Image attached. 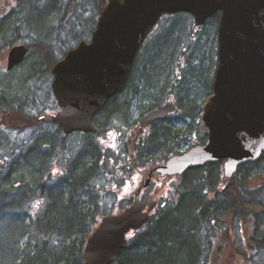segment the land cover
<instances>
[{"label":"trees","instance_id":"trees-1","mask_svg":"<svg viewBox=\"0 0 264 264\" xmlns=\"http://www.w3.org/2000/svg\"><path fill=\"white\" fill-rule=\"evenodd\" d=\"M49 1L0 0V72L4 71V59L11 46L24 42L27 43L29 49H33L38 53L36 63L31 64L27 69L30 76L20 80L22 84L19 83L20 88L17 90L32 92L33 95L30 96L31 99L27 102V106H32L34 102L37 103L29 111L23 112L17 110L8 101L5 107H0V119L4 116L8 128L11 129L9 132L10 144L0 150V193L6 189L8 184L5 178L12 174L14 169L17 171L16 176H24L37 166L41 170L37 179L41 187L45 188L37 192L32 186L30 190L31 200L24 206V214L16 218H1L0 234L4 238L6 235L9 236V231L5 230L3 226L6 225L9 219H13L17 222L14 229L19 237L20 235L30 234L29 242L24 248L28 252L41 255L42 250L49 249L60 253L61 264H87L84 259L85 244L101 218L106 215L105 210L102 209L101 194L97 188L99 186L98 180L108 170L109 163H114L112 157L115 151L111 148L102 147L100 142V145L97 143L98 145L92 147L91 150L89 146L86 147L87 144L84 145L87 142L86 138L75 143L69 141L70 136L76 133L67 135L63 132L61 126H58L56 131L59 129L62 132V139L56 141L55 151L52 146L47 145L48 153L51 155L48 164L45 165L47 153H34V151L29 152L25 157L16 159L14 164L6 160L8 155H11L13 159V155L21 147L36 141V135L29 127H32L35 123L51 122V117L48 114L57 110L59 106L53 93H51V81H48L49 84L44 92L43 84L40 81L47 78L52 79V69L56 62L69 49L74 48L79 41L91 38V33L97 25L98 16L108 2L107 0H56L65 3V7L63 6L59 11L61 16L57 17L61 19L77 13L87 3H92L94 6V16L78 23L72 19L70 20L71 28L63 29L62 26L60 28L54 26V19L56 20V18L52 19L49 15L47 8L50 5ZM31 9L49 15L43 38L36 37L33 24L39 19V16L28 15ZM22 18L30 28L28 26H25L26 29L23 26L20 27L17 22ZM81 26L86 30L85 34L80 32L73 34V31ZM53 31H55V34H50ZM202 33L195 26L189 13L166 14L162 17L151 31L140 51L134 72L130 78L129 89H134L138 85L142 86L141 100H147L158 88L160 90L159 97L162 100L167 101L172 94L183 105L188 103L186 99L196 96L202 91V88L205 91L207 86H210V80L206 82L207 77L212 78L216 65L217 41L214 32L210 35L212 43L204 51L206 65L197 64V57L193 51H197V44ZM32 35H35V37L31 38ZM200 53H203V50ZM144 59L145 69L138 77L139 83H137L135 71ZM190 72L191 80L187 83ZM28 78L35 81L31 82L27 80ZM15 80L19 81V79ZM5 84L0 83V102L5 100L7 93H10L8 87H11V82L10 85L7 84L8 87ZM167 87L171 88L168 92H166ZM46 93H49V96H46L51 98L48 104L45 102L50 99L43 97ZM109 106L107 105L102 110L103 113H108L107 117L109 119L119 118L118 123L121 124V128L128 132V123L122 117L125 114L117 112L111 115ZM41 116H44L45 119H40ZM98 134L99 131L97 130L92 135L98 137ZM103 137H106L104 133ZM83 145L84 147H82ZM39 151L41 152V150ZM262 159L264 160V156ZM123 162H120L122 168H127V160ZM128 162L131 163L129 160ZM115 166L118 168L120 165L115 162ZM250 166L256 167L257 163L244 165L243 169L229 180L226 186L227 189H217L218 197L210 199L206 197L203 211L198 209H196V212L192 211V200L186 199L184 203H181L182 205L180 204L179 208L164 212L155 221L152 220L151 226L145 232H135L133 237H130L126 248L119 253L113 264H219V259L217 257L213 258L212 255L217 254L226 244L217 243L219 234L225 236L227 232L223 231L225 227L230 230L237 228L239 231V241L235 238L236 235L234 237L235 250H232V254H244L245 264H255V258L259 256L264 264V184L250 190L248 186L249 179L244 180L239 177V173ZM77 168L87 171L89 183L86 190L83 189V191L75 194L72 188L76 180L74 174ZM204 171L194 169L187 171V174H201L196 175L198 179L203 176L200 178L201 181L197 182L206 185V183H211L213 176L210 175L211 169L206 173ZM243 173L245 176L247 175V172ZM44 181H47V183ZM116 184L119 183L116 182ZM49 187L57 190L53 192L48 189ZM212 188H216L215 184ZM58 194L61 198L59 205L56 204ZM200 196L204 197L203 194ZM116 200L114 198V202ZM250 208H253L252 212H250ZM115 210L114 207L113 211ZM194 215L196 221L193 220ZM181 217H184L185 221L180 220ZM247 217L251 218L247 219ZM252 218L255 219L253 230L250 225H243L249 220L252 221ZM190 221H194L196 224H192L193 228L190 229L191 235L190 239L186 241L187 244H182L183 241L181 242L180 236L185 234L183 231L186 230L185 226ZM244 228H246L248 236H243V233H245ZM4 238L0 237V243L4 241ZM74 238H76V241L70 244L69 241ZM223 239L224 237L219 238V242ZM33 243L35 245L34 251L32 250ZM237 243L244 248L240 252ZM148 244H153V248L148 252H137V250H141V247ZM253 245L257 247L254 251H250L249 247H253ZM235 255H232L228 260H235L237 257Z\"/></svg>","mask_w":264,"mask_h":264},{"label":"water","instance_id":"water-1","mask_svg":"<svg viewBox=\"0 0 264 264\" xmlns=\"http://www.w3.org/2000/svg\"><path fill=\"white\" fill-rule=\"evenodd\" d=\"M90 42L82 41L53 68V92L63 107L53 116L65 133L95 130L92 119L115 94L124 91L143 41L165 13L191 12L203 24L221 12L218 66L205 100L199 130L206 144L171 158L164 174L183 173L207 162L225 160L232 177L241 164L264 153V0H108ZM28 49L12 47L7 70L19 65ZM166 106L144 124L172 111ZM139 198L121 213L107 215L85 247L88 264H111L125 248L126 233L151 217L157 201Z\"/></svg>","mask_w":264,"mask_h":264},{"label":"rangeland","instance_id":"rangeland-1","mask_svg":"<svg viewBox=\"0 0 264 264\" xmlns=\"http://www.w3.org/2000/svg\"><path fill=\"white\" fill-rule=\"evenodd\" d=\"M49 3H50V5L48 6L49 15L52 17V19L56 18V20L54 19V23H53L54 26H56V28H60V26H62L61 28H63V29L64 28L69 29V28H71L70 20L74 19V22L78 23V22H83L87 18L95 15L93 4L87 3L85 6L81 7L77 13L73 14L72 16L69 15V17L63 18V19L57 18V17L61 16V14H59V11L63 8L65 3L64 2L62 3L61 1H56V0H50ZM49 15L47 13H41L39 15V17L37 16L39 19H37L36 22L39 23L40 26L43 25V26L47 27L46 23L48 21ZM37 17H35V18H37ZM214 25H215V23H213V26L210 23V25H207L206 27H204L202 29L205 33H202L200 35L199 43L197 44L198 45L197 51H193L194 55L197 57L196 63L200 64V65L202 64V66L206 65L205 64L206 60H205L204 51L207 48V46H209V44L212 43V41H211L212 39L210 38L209 34H206V33H209L208 28L210 29L211 27H214ZM210 31L213 33L215 30H210ZM76 32H80L82 34H85L86 30H84L83 27L81 26L80 28H76L73 31V34H76ZM50 34H55V31L51 32ZM201 50H203L204 54L200 53ZM28 61L30 62L29 64H28V62H24L21 64V66L19 68L15 69L14 71H11L10 73H7L5 71L0 72V80H2L3 82H5L6 84H9V85H10V82L12 84V87H10V93L15 92V90H18L20 88L19 83L22 84V81L17 80L18 81L17 82L15 79H22V78H24V77L26 78L28 76V70L27 69L29 68V65L31 64L30 56L28 58ZM144 63H145V59L143 61H141V63L137 66V69L135 71V77L137 78L136 79L137 83H139L138 77L140 76L141 72L145 69ZM27 80H29L31 82L35 81V80L30 79V78H28ZM190 80H191V72H190L189 77H188L186 82L189 83ZM48 81L50 82L51 79L47 78L46 80L40 81L41 84H43V89H44L43 92L46 90L47 85L49 84ZM136 87L138 89H142V86L138 85ZM202 90H203V88H202ZM46 95L49 96V93H46L45 96H43V97H47ZM128 95H131L132 98L134 99V101L137 100L141 103L144 102V99L141 100L142 97L139 94L133 95L132 90H131V92L129 91L123 97L121 102H124V99H126V97ZM47 98H49L50 100L46 101L45 102L46 104H48L51 101L50 97H47ZM141 103H139L140 104L139 112H142L145 109L144 107H142L143 105H141ZM129 111H127V112H129V117L132 118L133 120H135L138 117V115L133 114V112L131 110H129ZM183 113L184 112L181 111L179 113V115H182ZM107 116H108V113L105 112V114L102 115V117H100V120L98 122V125L100 127H102V124H105L106 121L108 122ZM46 124H49V123L47 122ZM107 124L108 125L106 127H109V129H107V130H103V127L102 128L98 127L100 129L98 137H99V135L103 137V132H106L108 137L98 139V137H95L92 134L91 135H83V133L82 134L76 133V134L70 136L69 141H72L75 143V142H79L80 140H83L86 138L88 143L86 142L84 145L87 144L86 147L89 146L91 148V150H92V147L98 145L99 142H100V144H102V147L108 148V149L111 148V149L115 150L117 137H119V136L116 135V133L114 131L116 128H118V125L116 124L115 121H113L112 123L108 122ZM49 127L51 128L52 131L57 130V129H55V126L52 124H49ZM128 135H130L131 138H134V140H137V137L135 138L136 134L134 131L132 133L129 131ZM102 139H104V140L102 141ZM127 140H128V137L126 138V141ZM8 141L9 140L6 137L4 126H1L0 127V150L2 149L3 145ZM84 145L82 147H84ZM109 152H111V151H109ZM154 154H160V150L159 151L152 150L146 156L153 157ZM132 162H135L134 159L132 160ZM107 169L108 170L104 173V175L98 180L99 186H97V188H98V192H100V194H101V199H102L101 203H103L102 209H104L106 213H109L110 211L114 210L115 205L117 207H119V205L122 204V207H124L129 203V201H132L131 193L133 191V193L135 194V192H136L135 190L139 187V183H140L139 180L140 179L139 178L135 179L134 176H131V177L127 176V174L129 172L125 173L123 170H119V167L116 168L115 161H114V163L110 162ZM210 169H214L211 172L213 174L211 176H213L212 179L215 180L216 176H214V174H216L220 170V164L213 165L210 167ZM243 172H247L246 173L247 175L245 176ZM248 174H250V175L248 176ZM195 175H196L195 173H188L187 174V178H186L185 182L183 183V186L181 187L183 192L185 190V193L182 196V199L180 202L178 199H174L173 201H171V199H168L169 200L168 201L167 198L162 199V203L159 207V212H161V214L164 212L172 211L173 209L179 208L180 204L184 203V201H186V199L191 200L188 196H194V199H195L196 197H199L201 194L204 195V190H206V188L209 189V186L211 185V183L210 182L206 183V185L199 184L197 182V181H199L198 179L195 181V179H196ZM198 175H200V174L198 173ZM239 175H240L239 177L244 179V180L246 178L249 179V185L248 186H249L250 190L253 188L261 186L262 184H264V160L261 162L260 165H257L256 167H254V166L247 167L246 170L241 171L239 173ZM219 176H220V178L217 180V183H218L217 186H219L220 184L223 183L222 168H221V175H219ZM116 182L121 183L120 185L122 188L117 190L120 194V197L117 198V201L115 203L114 198H115V194H116V191H115V186H116L115 183ZM203 199H205V196L203 197ZM124 201H128V203H124ZM249 210H250V212H252L253 208H250ZM250 218L251 217H247V219H250ZM250 223H251V221L249 220L247 223H244L243 225H250ZM146 228H149V227L147 226V227H145V229ZM223 231H227L225 236L222 234H219V238L224 237V239L220 240V242H219V238H218L217 243H220L221 245H224L225 243L226 244L223 246V248L217 254L212 255L213 258L217 257V259H219V262H218L219 264H231L233 262L235 264H245V260L243 259L244 254H242V253L236 254V255L232 254V250L233 251L235 250L234 249L235 246H234L233 242H235V238L237 240L239 239L238 229L236 228L235 230L234 229L230 230L229 228L227 229V227H225ZM244 231H245V233H243V236L244 235L248 236L246 228H244ZM129 234L132 237L134 235L133 233H129ZM235 235L237 237H235ZM135 237L137 238L138 236L136 235ZM238 246L240 247L239 252L244 249L239 244H238ZM249 249H250V251H254V246L249 247ZM232 255H235L237 257L235 260L229 261L228 259H230ZM255 264H263V260L260 259V257L258 256L257 258H255Z\"/></svg>","mask_w":264,"mask_h":264},{"label":"flooded vegetation","instance_id":"flooded-vegetation-1","mask_svg":"<svg viewBox=\"0 0 264 264\" xmlns=\"http://www.w3.org/2000/svg\"><path fill=\"white\" fill-rule=\"evenodd\" d=\"M220 17L221 12H217L213 17V19H216L217 26L220 23ZM208 81L209 78L207 77L206 82ZM167 88L168 89L166 90V92L171 89L169 87ZM131 90L133 91V95L141 94V89H138L137 87H134V89ZM210 90L211 86H207V89L205 91L203 88L202 92H199L196 96L190 97V99H186V101L188 102L186 105L180 103L179 100L173 97L172 94L167 101H164L160 97H158L156 103L149 107H146L142 112H139V103L141 102L137 100L134 101L131 95H128L126 99H124V103H121V100L128 93V90L124 91L123 94H117L113 97L111 102L109 101V113L111 115L117 112H127L129 111L126 109L128 107L133 112V114L138 115L135 120L131 118V123L133 124L130 125V132H135V138L137 137V140L131 138L130 142L132 146L124 144L122 147L121 142H119L120 138L117 137L115 146H117L118 151H121L126 146H128V148H125L124 150L130 149L135 151L137 150V148H144L145 151V147L147 149V152H150L152 150H160V154H154L153 157H146L144 154H142L145 161L143 160L144 162L141 161L142 163L136 165V167L132 169V174L128 175L129 177L135 176L134 173L135 171H137V175L141 177L139 180L141 181L139 183V187L135 190L136 193L133 196L134 200L139 196V198L144 201L155 199L159 202V205H161L163 198H167V200L171 199V201H173V199L182 198L184 192L181 187L186 180L187 171H191V169L183 172V174H174L171 176L163 174L158 170V168L160 167V165L166 164V162L168 160H171V158L182 155L186 151L193 149L195 146L204 144L206 136H203L199 132V119L203 111L202 107L204 100L210 93ZM171 102L175 103L174 111L169 112L165 117L152 121L147 125L143 123L148 116L156 113L158 109L165 105H168ZM134 104L135 108L133 106ZM181 111H183L184 113L182 115H179ZM102 114L103 111H100L98 113L96 121L99 117H102ZM164 137L166 139H163ZM133 145L137 146L135 147ZM225 181L226 179L224 178L223 183L221 184L222 188L226 187ZM214 192H216V189L209 188L204 190L205 199L206 197H209V199L218 197L217 193ZM148 207L149 206L147 205L145 210H147ZM154 215L157 216V212ZM254 220L255 219L253 218L252 221L250 220V228H252V230L254 229Z\"/></svg>","mask_w":264,"mask_h":264},{"label":"bare ground","instance_id":"bare-ground-1","mask_svg":"<svg viewBox=\"0 0 264 264\" xmlns=\"http://www.w3.org/2000/svg\"><path fill=\"white\" fill-rule=\"evenodd\" d=\"M49 6V5H48ZM48 8V7H47ZM41 14V11L39 10H33L31 9L28 15H37L39 16ZM20 27L28 26L25 24L23 18L19 19L17 22ZM29 27V26H28ZM34 30L36 31V37L43 38V34L46 31L45 26H40L39 23L35 22L33 24ZM30 28V27H29ZM26 29V27H25ZM15 31V30H14ZM18 32V31H17ZM47 33V32H46ZM35 37V35H32L31 38ZM30 38V37H28ZM19 45L22 44L26 49H28L27 57L25 59V62H28V58L30 56L31 64H35L37 61L38 53L35 50L29 49L27 46V43L20 42ZM30 64V65H31ZM29 65V67H30ZM32 67V66H31ZM28 76L30 74L28 73ZM21 79H19L20 81ZM1 84H5L2 80H0ZM7 87L8 85L5 84ZM12 87V84H11ZM13 89V88H12ZM8 91L10 92V86L8 87ZM32 92H26L25 90L17 91L7 93L5 100L0 102V107H5L7 101L12 103L13 106L17 108V110L23 112V111H29L32 107H34V104L37 102H34L32 106H27V102L31 99L30 96H32ZM43 96V95H42ZM160 96V90L157 88V90H154V92L151 94V96L144 100L141 105L142 107L146 108L154 103L157 102L158 97ZM135 108V104L133 105ZM47 122H41V123H35L32 127H29L32 132L36 135V141L33 143H30L29 145H26L24 147H21L18 152H16L13 155V159L11 155H8L6 157L7 162L14 164V161L20 157H25L29 152L34 151L38 153H47L46 158V164H48L50 160V153H48L47 145L52 146V149L55 151L56 147V141L62 139V132L58 129V131H52L49 127V124H46ZM4 126L6 137L9 140V132L11 129L7 126V120L6 118L0 119V127ZM17 132V131H14ZM163 139H166L165 137ZM10 140L6 142L2 149L5 148L10 144ZM1 149V150H2ZM41 150V152L39 151ZM31 160V159H30ZM92 165V164H91ZM93 166V165H92ZM40 168L37 166L34 168L31 172L24 174V176H16L15 169L13 170V173L10 174L5 178L7 179L6 183V189L0 193V219L4 217H13L16 218L18 216H21L24 214L25 211V205L27 202L31 200L30 198V190L32 186L34 187L35 191H42L45 188H42L39 181H38V174L41 173V170L39 172ZM75 183L73 184V193H77L80 191H83V189H87L88 186V179L89 175L86 170H81L80 168L75 170ZM5 182V181H4ZM47 183V181H44ZM51 191L55 192L54 190H57L53 187H49ZM227 189V187H226ZM192 200L191 209L192 211L196 212V209L203 211L204 209V203L206 199H203V197L199 196L194 199V196H188ZM64 198V195H63ZM56 204H60L61 198L58 194L56 196ZM2 220V219H1ZM180 220L185 221L184 217H181ZM193 220H195V215ZM196 221V220H195ZM191 223V224H190ZM188 225L185 226V229L183 232L185 234H181L180 239L182 244H187L186 241L190 239V229L193 228V225L196 224L194 221H190ZM193 224V225H192ZM5 225V224H2ZM17 225V222L13 219H9L8 222H6V225L3 226L5 230L9 231V236H5V238L0 234L1 238H4V241L0 243V264H61L62 258L60 256V253H57L53 250L44 249L40 252L41 255H38V253H30L24 248L29 242L30 234L19 235L15 232V227ZM76 241V238H74L72 241H69L71 244L72 242ZM156 246V245H154ZM35 245L33 243L32 250L34 251ZM151 248H153V244H148L144 247H141V252H148ZM38 252L37 250H35ZM138 253V254H139ZM189 261V259H187ZM65 264V263H63Z\"/></svg>","mask_w":264,"mask_h":264}]
</instances>
